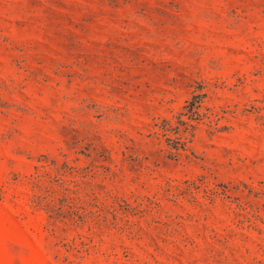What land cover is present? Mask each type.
<instances>
[{
	"label": "rangeland",
	"instance_id": "374dc122",
	"mask_svg": "<svg viewBox=\"0 0 264 264\" xmlns=\"http://www.w3.org/2000/svg\"><path fill=\"white\" fill-rule=\"evenodd\" d=\"M0 264H264V0H0Z\"/></svg>",
	"mask_w": 264,
	"mask_h": 264
}]
</instances>
